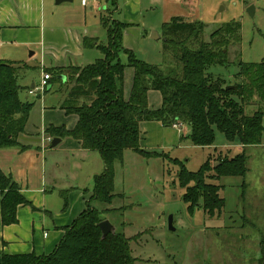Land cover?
<instances>
[{
	"label": "trees",
	"instance_id": "trees-1",
	"mask_svg": "<svg viewBox=\"0 0 264 264\" xmlns=\"http://www.w3.org/2000/svg\"><path fill=\"white\" fill-rule=\"evenodd\" d=\"M114 6L116 0H110ZM107 33L106 43L95 44L83 37L84 46H95L102 57L85 66L47 69L52 80H59L69 72L71 86L61 107L67 114H76L78 121L71 130L50 126L45 133L52 138L69 136L80 141L83 149L95 151L103 162V171L93 177L92 195L87 208L65 228L54 250L47 255L2 254L0 264H135V257L122 231L115 230L102 238L99 223L101 213L92 202L109 204L113 197L114 164L122 162L123 153L132 150L146 157H162L157 150L140 148V123L156 121L164 127L174 123L187 126L188 133L180 141L205 147L214 142L215 129L229 144L240 146L232 157L218 156V164L207 160L197 171L183 168L177 173L179 185L184 188L183 201L190 211L201 199L203 212L212 217L224 206L217 188L207 180L224 176L244 177L247 168L246 148L261 143L264 133V59L260 62H238L234 82L228 83L213 75L209 68L228 64V49L240 43V23L232 21L215 29L208 40L203 39L205 23L188 22L175 17L163 23L164 49L171 52L176 66L162 69L138 59L134 52L124 48L122 35L128 26L118 20L108 22L100 16ZM120 54L127 57L122 63ZM133 69L129 97L123 96L126 67ZM24 64L0 59V148L28 146L18 142L23 133L33 102L22 101L18 72ZM75 77H74V76ZM66 77V76H65ZM231 85L232 88H226ZM158 91L161 106L151 109L147 93ZM257 100V101H256ZM257 102V103H255ZM257 105L252 114L245 107ZM176 160V159H175ZM215 161V162H216ZM0 214L3 225L16 222V209L29 201L11 175L0 170ZM64 207L67 198L62 193ZM106 212V209L103 211Z\"/></svg>",
	"mask_w": 264,
	"mask_h": 264
},
{
	"label": "rangeland",
	"instance_id": "rangeland-1",
	"mask_svg": "<svg viewBox=\"0 0 264 264\" xmlns=\"http://www.w3.org/2000/svg\"><path fill=\"white\" fill-rule=\"evenodd\" d=\"M96 1L99 10L113 7L110 0ZM91 2L87 0V5L83 6L80 0L60 4L48 0L45 13L49 15L52 10L63 13L67 9L73 19L92 24L100 14L97 9L90 10ZM249 7H253L250 13ZM157 14L160 15V11L143 12L145 20L156 27L147 38L144 37L135 56L166 70L177 64L172 53L164 49V38L161 37L164 22ZM201 14L200 21L205 23L204 40H208L211 32L225 23H240V43L229 47L226 66L209 68L213 75L233 83L238 62H260L264 59V0H204ZM103 15L108 22L114 20L109 11ZM154 32L158 33L159 39L152 38ZM102 34L101 39L105 41V31ZM120 60L126 63V55L120 54ZM35 69L22 68L18 72L19 85L25 78L23 89L30 86V80H40ZM125 70L127 77L133 72L128 66ZM66 73V85H61L63 88L71 86L69 79L72 74ZM52 81H55V91L59 87L57 83L61 82ZM156 93L159 95L158 91ZM24 94L29 99H36L26 91ZM256 108L254 104L246 106L245 113L252 114ZM173 135L169 132L167 137L170 139ZM228 144L224 135L215 129L214 142L210 146H193L187 140H176L167 149H155L164 153L162 157L128 152L123 165L115 162L112 201L109 204L93 201L92 205L102 211V220H108L115 230L122 231L129 238L135 264H264V146L246 149L248 170L244 177L224 176L219 180H207L224 199L219 213L208 216L203 212L201 199L192 211L183 201L184 188L177 180L181 165L195 172L207 160L214 165L218 163V156L232 157L240 152L230 147L235 144ZM169 216L174 230L169 229Z\"/></svg>",
	"mask_w": 264,
	"mask_h": 264
},
{
	"label": "crops",
	"instance_id": "crops-1",
	"mask_svg": "<svg viewBox=\"0 0 264 264\" xmlns=\"http://www.w3.org/2000/svg\"><path fill=\"white\" fill-rule=\"evenodd\" d=\"M47 2L0 0V59L24 64L25 69L36 68L40 79L42 71L47 69L82 67L101 58L102 53L95 46H84L83 37L94 39L96 45L106 43L107 33L101 25L100 16L108 11L115 20L128 25L123 31L122 44L135 54L144 37L147 38L148 33L156 27L145 20L144 11H160L157 16L164 23L175 17L188 22L200 21L204 0H152L150 3L144 0H116L111 9L105 10H99L98 1L92 0L90 10L97 9L100 14L92 24L86 20L81 22L79 18L78 21L73 19L67 9L63 13L52 10L47 15ZM92 16L95 18L94 12ZM104 31L105 41L101 39ZM132 77L133 72L127 77L124 70L125 99L129 97ZM62 78V83H57V90L53 91L55 81H50L43 96L31 95L36 99H29L24 93L26 91L30 95L28 90L40 80H30V86L19 92L22 101L33 102L24 131L18 136V142L28 148L22 151L16 147L0 148V170L12 176L29 204L17 207L16 222L13 224L3 225L0 214V257L2 254L51 253L63 237L65 228L87 208L92 195L93 177L103 171L99 154L83 149L80 141L72 137H59V142L51 147L53 138L45 133L48 127L71 130L78 121L76 114H67L61 107L69 89L68 86H61L66 85V77ZM24 81L25 78L21 79V86L25 84ZM156 92L149 90L147 93L151 109L161 106V95ZM140 132V148L163 150L185 136L188 128L184 125V129L179 131L156 121H144L140 123ZM169 132L174 133L170 139L167 137ZM263 146L264 133L256 147ZM230 147L237 151L241 149L238 144ZM128 152L138 154L126 150L123 158ZM62 193L67 198L65 207Z\"/></svg>",
	"mask_w": 264,
	"mask_h": 264
},
{
	"label": "water",
	"instance_id": "water-1",
	"mask_svg": "<svg viewBox=\"0 0 264 264\" xmlns=\"http://www.w3.org/2000/svg\"><path fill=\"white\" fill-rule=\"evenodd\" d=\"M65 1H71V0H55L56 4H60ZM253 10V7H249L248 12ZM153 39H158L159 35L157 32H154ZM59 78H62V76H59ZM64 80V78H62ZM226 88H232L231 85L227 86ZM59 142L58 138H53L51 141V147H54ZM218 163H215L214 166H216ZM99 228L102 234V238H104L107 234L115 232V227L108 221V220H102L99 224ZM168 226L170 230H174L173 224H172V217L169 216L168 219Z\"/></svg>",
	"mask_w": 264,
	"mask_h": 264
},
{
	"label": "built area",
	"instance_id": "built-area-1",
	"mask_svg": "<svg viewBox=\"0 0 264 264\" xmlns=\"http://www.w3.org/2000/svg\"><path fill=\"white\" fill-rule=\"evenodd\" d=\"M81 4L83 6H86L87 0H81ZM51 77L52 76L48 72L42 71L40 82L37 85H34L33 88L29 89L28 93L30 95L42 96V94L45 93V91L49 88V80ZM172 127L178 129L179 131H182L184 129V125L179 123H174Z\"/></svg>",
	"mask_w": 264,
	"mask_h": 264
}]
</instances>
